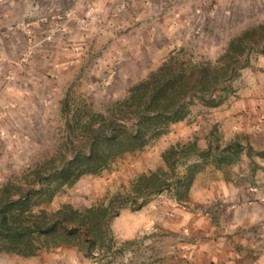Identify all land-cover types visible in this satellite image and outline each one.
Here are the masks:
<instances>
[{"label": "rangeland", "instance_id": "obj_1", "mask_svg": "<svg viewBox=\"0 0 264 264\" xmlns=\"http://www.w3.org/2000/svg\"><path fill=\"white\" fill-rule=\"evenodd\" d=\"M262 23L264 0H0V98L9 85L10 91H20L22 101L16 125L7 115L0 118V189L11 183L16 188L10 197L17 199V189L45 186L34 180L53 174L79 153L89 154L98 115L110 118L114 104L129 95L137 80L146 79L170 56L213 63L232 37ZM259 55L257 49L250 51L240 73ZM9 108L0 103V114ZM167 136L154 145L171 142ZM154 145L61 187L40 208L108 203L138 170L160 167L163 159ZM121 191L127 194L125 187ZM162 193L139 201L162 199ZM126 209L135 211L130 204L114 208L119 214ZM116 217L110 219L111 248L99 247L88 257L79 253L65 264H157L156 258L147 260L144 245L154 232L140 234L136 241L119 239L111 227ZM262 224L256 232L264 240Z\"/></svg>", "mask_w": 264, "mask_h": 264}, {"label": "trees", "instance_id": "obj_2", "mask_svg": "<svg viewBox=\"0 0 264 264\" xmlns=\"http://www.w3.org/2000/svg\"><path fill=\"white\" fill-rule=\"evenodd\" d=\"M253 49L264 54V23L232 37L213 63H190L170 56L146 79L132 86L126 98L114 104L110 118L98 115L100 126L91 130L89 154L79 153L53 174L39 176L34 181L46 183L39 189L30 187L24 192L17 189L20 192L17 199L10 197L11 188L16 187L11 183L3 186L0 252L29 257L42 249L75 246L78 254L91 256L99 247L111 248L110 219L119 215L114 210L116 206L130 204L133 210H140L147 203L146 199L140 202L141 198L163 191H173L177 199L185 198L203 164L211 160L229 165L237 160L242 150L239 140L224 148L217 144L206 150H201L196 141L177 143L163 152L162 166L133 180L126 195L119 190L108 203L103 201L84 209L70 204H63L56 211L40 208L61 187L74 185L85 174L95 175L109 169L126 154L143 151L166 133L171 124L186 118L195 102L218 105L221 94L232 88L231 82L249 63ZM91 125L92 122L88 123L86 128Z\"/></svg>", "mask_w": 264, "mask_h": 264}, {"label": "crops", "instance_id": "obj_3", "mask_svg": "<svg viewBox=\"0 0 264 264\" xmlns=\"http://www.w3.org/2000/svg\"><path fill=\"white\" fill-rule=\"evenodd\" d=\"M250 64L231 82L232 88L221 94L218 105L195 102L186 118L169 126L166 133L171 142L156 147L155 140L144 149L154 145L162 158L163 152L177 143L196 141L201 150L217 144L224 148L235 140L242 146L237 160L229 165L211 160L203 164L185 198L177 199L173 191L161 192L162 199L151 200L137 211H121L115 218L111 227L119 239L136 241L140 234L154 232L144 242L148 261L156 258L157 264H166L168 258V264H264V240L256 232L264 221V54ZM7 87L1 92L0 103H8L10 108L1 111L0 118L7 115L16 125L22 116L20 91ZM147 166L117 190L125 187L128 191L137 176L156 168ZM68 257H78V251L59 246L29 257L1 252L0 264H65Z\"/></svg>", "mask_w": 264, "mask_h": 264}]
</instances>
